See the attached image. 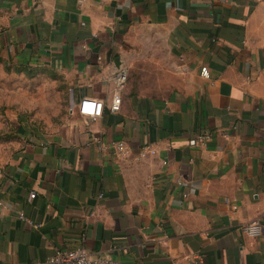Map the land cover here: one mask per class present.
<instances>
[{"label": "crops", "instance_id": "1", "mask_svg": "<svg viewBox=\"0 0 264 264\" xmlns=\"http://www.w3.org/2000/svg\"><path fill=\"white\" fill-rule=\"evenodd\" d=\"M0 11L8 54L69 91L60 123L20 124L26 142L0 172V264H54L79 246L121 264H264V0H0ZM83 96L104 114H80ZM146 145L156 153L142 156Z\"/></svg>", "mask_w": 264, "mask_h": 264}, {"label": "rangeland", "instance_id": "2", "mask_svg": "<svg viewBox=\"0 0 264 264\" xmlns=\"http://www.w3.org/2000/svg\"><path fill=\"white\" fill-rule=\"evenodd\" d=\"M3 31L4 14L0 11V172L26 142L21 123L43 132L60 123L69 106V91L56 71L17 62L7 52Z\"/></svg>", "mask_w": 264, "mask_h": 264}, {"label": "built area", "instance_id": "3", "mask_svg": "<svg viewBox=\"0 0 264 264\" xmlns=\"http://www.w3.org/2000/svg\"><path fill=\"white\" fill-rule=\"evenodd\" d=\"M202 73L205 76H209L208 66H202ZM116 89L114 90L112 100L109 104V108L112 111H119L121 108L122 96L121 89L124 87L128 80V72L125 68H120L115 73ZM106 103L103 99L96 96H83L78 102V112L92 120L101 117L104 114ZM210 138V134H200L191 138L190 144H205ZM115 146L119 152H126L127 146L124 141H118ZM156 153L155 148L151 145H146L141 151L142 156ZM19 217L28 220L34 226L38 227L39 224L33 222L30 218L26 216L24 212L19 213ZM48 261L54 264H121L118 260L105 256H92L88 253L84 246H79L69 249H59L55 254L48 258ZM198 264H204L198 262Z\"/></svg>", "mask_w": 264, "mask_h": 264}]
</instances>
